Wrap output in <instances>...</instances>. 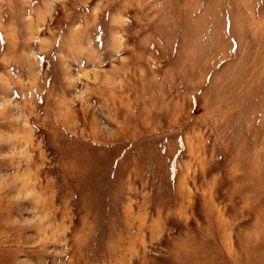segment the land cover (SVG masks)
<instances>
[{"label":"rangeland","instance_id":"obj_1","mask_svg":"<svg viewBox=\"0 0 264 264\" xmlns=\"http://www.w3.org/2000/svg\"><path fill=\"white\" fill-rule=\"evenodd\" d=\"M0 264H264V0H0Z\"/></svg>","mask_w":264,"mask_h":264}]
</instances>
